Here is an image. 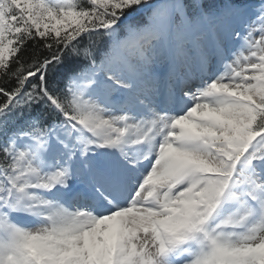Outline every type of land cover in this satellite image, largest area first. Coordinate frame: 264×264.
<instances>
[{"label": "snow or ice", "instance_id": "snow-or-ice-1", "mask_svg": "<svg viewBox=\"0 0 264 264\" xmlns=\"http://www.w3.org/2000/svg\"><path fill=\"white\" fill-rule=\"evenodd\" d=\"M0 264H264V0H0Z\"/></svg>", "mask_w": 264, "mask_h": 264}]
</instances>
